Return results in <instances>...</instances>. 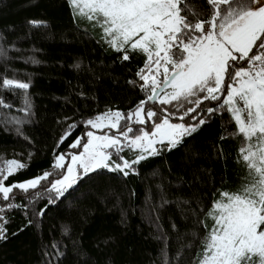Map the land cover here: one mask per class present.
<instances>
[{"label": "trees", "instance_id": "obj_1", "mask_svg": "<svg viewBox=\"0 0 264 264\" xmlns=\"http://www.w3.org/2000/svg\"><path fill=\"white\" fill-rule=\"evenodd\" d=\"M204 4L189 0V9L199 12ZM101 36L93 22L74 16L67 0H0V77L29 83L31 104L21 111L24 90L0 89V100L11 105H0V166L9 159L27 165L6 185L64 171L53 169L54 158L82 150L69 145L90 130L83 120L108 109L127 113L145 99L136 72L146 57L135 52L123 61ZM229 119L227 112L213 115L181 145L135 165V174H90L48 205L43 217L36 213L55 196L44 191L47 182L28 193L14 189L11 202L21 207L5 213L9 236L0 241V264H198L218 190L236 191L245 175L236 162L240 138L221 139ZM73 122L77 127L57 148ZM53 241L63 252L58 260L44 254L54 251Z\"/></svg>", "mask_w": 264, "mask_h": 264}, {"label": "snow or ice", "instance_id": "obj_2", "mask_svg": "<svg viewBox=\"0 0 264 264\" xmlns=\"http://www.w3.org/2000/svg\"><path fill=\"white\" fill-rule=\"evenodd\" d=\"M67 3L74 16L86 18L102 30L101 39L122 53L123 61H129L135 52L146 57L136 72L145 99L127 113L108 109L83 120L85 129L92 130L69 145L70 149L82 150L54 158L53 169L64 171H45L6 185L10 176L27 165L15 159L4 161L0 166V199L8 203L0 204V241L9 236L5 213L21 207L11 202L14 189L28 193L43 187L42 181L47 182L44 191L55 196H50L36 213L43 217L48 205L90 174L100 170L125 177L135 174V165L163 150L171 151L213 115L227 112L230 119L221 139L240 138L236 162L244 166L245 175L236 191L218 190L219 198L207 211L214 223L202 242L198 264H264V0H205L204 10L199 12L189 9V0ZM30 23L39 26L38 22ZM129 83L136 85V81ZM29 87V83L0 77V89L24 90L25 108L20 110L25 112L31 107ZM206 101L212 106L205 105ZM150 103L159 107H146ZM0 105L11 108L3 100ZM169 105L175 111L164 107ZM233 124L235 129L229 130ZM76 127L75 122L68 125L57 148ZM126 149L132 153L131 158L122 155ZM66 157H70L67 164ZM35 197L40 198L41 193H35ZM28 224L33 221L29 219ZM67 232L65 228L64 234ZM51 248L54 251L46 249L45 256L58 260L63 255L59 244L53 241Z\"/></svg>", "mask_w": 264, "mask_h": 264}, {"label": "rangeland", "instance_id": "obj_3", "mask_svg": "<svg viewBox=\"0 0 264 264\" xmlns=\"http://www.w3.org/2000/svg\"><path fill=\"white\" fill-rule=\"evenodd\" d=\"M164 107H169V108L172 109V111H175V109L172 108L171 105H169V106H164ZM173 122H174V121H173ZM175 122H177V121H175ZM179 122H181V121H179ZM90 130H92V129L90 128ZM97 134H99V133H97ZM126 153L128 154V157H127L126 155H124L123 153H122V155H124L126 158H131V157H132V153H131L129 150L126 149ZM68 162H70V157H66V159H65V163L67 164Z\"/></svg>", "mask_w": 264, "mask_h": 264}]
</instances>
